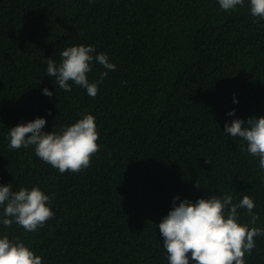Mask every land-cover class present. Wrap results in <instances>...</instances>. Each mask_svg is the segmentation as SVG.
<instances>
[{
    "label": "trees",
    "instance_id": "16d2710c",
    "mask_svg": "<svg viewBox=\"0 0 264 264\" xmlns=\"http://www.w3.org/2000/svg\"><path fill=\"white\" fill-rule=\"evenodd\" d=\"M249 7L247 0L231 11L217 0H0V184L38 186L55 213L34 232L13 223L0 234L25 243L43 264H168L156 225L173 197L224 194L233 203L250 197L259 218L251 224L238 209L239 222L264 230V172L244 142L223 133L226 121L264 117V20ZM74 45H92L116 65L94 97L47 76V59L59 64ZM103 71L95 63L89 81ZM233 108L235 117L227 116ZM87 113L99 149L79 172L61 174L34 146H7L18 124L43 117L44 131L59 132ZM254 239L246 264H264V235Z\"/></svg>",
    "mask_w": 264,
    "mask_h": 264
},
{
    "label": "clouds",
    "instance_id": "9594fccd",
    "mask_svg": "<svg viewBox=\"0 0 264 264\" xmlns=\"http://www.w3.org/2000/svg\"><path fill=\"white\" fill-rule=\"evenodd\" d=\"M247 2L251 16L264 20V0ZM217 3L221 10L231 11L243 6L245 0H217ZM60 57L59 64L53 58L47 59L46 73L48 77H54L58 87L65 91H71L75 84L94 97L108 71L116 70L108 54L96 53L92 45L67 47ZM95 63L106 71L100 73V80L90 82L88 74ZM42 94L49 98L54 95L47 87L42 89ZM232 102L239 103L235 94ZM235 112L233 108L226 115L235 117ZM45 125L46 119L38 117L8 129V148L16 150L34 146L36 156L61 174L79 172L89 166L91 155L99 149L100 135L92 114H84L59 132L44 131ZM223 133L244 142L246 151L258 158L257 167L264 172V117L254 115L247 120L234 118L226 121ZM255 207V202L248 196L238 203H233L231 194L211 195L195 202L174 196L167 215L156 225L163 238L162 248L168 264H246V254L255 247L254 238L264 235V230L240 223L238 209H246L249 223L255 224L259 218L253 211ZM0 208V226L7 229L15 223L26 232L43 227L55 215L51 197L38 186L13 191L11 184H0ZM0 264H43V260L25 243L11 239L5 232L0 234Z\"/></svg>",
    "mask_w": 264,
    "mask_h": 264
}]
</instances>
